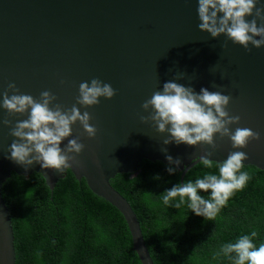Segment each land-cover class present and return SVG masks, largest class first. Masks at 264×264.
<instances>
[{"label":"water","instance_id":"1","mask_svg":"<svg viewBox=\"0 0 264 264\" xmlns=\"http://www.w3.org/2000/svg\"><path fill=\"white\" fill-rule=\"evenodd\" d=\"M197 7V0H0V93L9 83L36 99L50 91L55 104L70 109L81 82L97 78L116 92L111 100L100 98L90 108L76 105L81 113H90L97 134L88 139L79 123L72 126L61 148L79 137L84 150L76 157L79 163L62 173L42 170L39 164L25 171L12 162L8 149L13 137L9 127L0 126V264H15L2 185L12 173L25 178L36 173L52 193L67 171L119 212L140 264H153L135 213L110 180L118 174L133 175L146 160L175 167L183 184L185 174L200 164L195 158L209 150L206 145L165 146L167 133L141 124L140 116L147 115L141 105L167 81L191 86L197 93L207 88L230 95L227 111L240 116L232 130L250 128L261 139L233 149L228 138L215 136L217 148L210 159L219 163L230 152L243 151L248 156L244 166L264 170V46L249 45L246 52L228 41L223 47L225 36L212 39L198 30ZM6 115L0 108V118ZM10 119L14 125L27 114ZM165 147L166 153L161 151ZM166 155L179 159L180 165H169Z\"/></svg>","mask_w":264,"mask_h":264},{"label":"trees","instance_id":"2","mask_svg":"<svg viewBox=\"0 0 264 264\" xmlns=\"http://www.w3.org/2000/svg\"><path fill=\"white\" fill-rule=\"evenodd\" d=\"M166 168L142 160L133 175L118 174L110 180L135 213L153 264H234L221 253L223 245L253 230V243H264V170L244 166L241 171L250 177L246 185L207 220L192 213L187 202L179 209L163 203L160 195L179 184L180 177ZM206 173L218 175V165L197 164L183 183H194ZM1 197L11 220L15 264H140L119 212L70 171L52 193L39 174L25 178L12 173Z\"/></svg>","mask_w":264,"mask_h":264},{"label":"clouds","instance_id":"3","mask_svg":"<svg viewBox=\"0 0 264 264\" xmlns=\"http://www.w3.org/2000/svg\"><path fill=\"white\" fill-rule=\"evenodd\" d=\"M197 4L198 30L212 39L225 36L223 47H227L228 41L246 52L251 50L249 45L255 49L264 46V4H259V0H197ZM115 94L110 84L93 78L90 82L80 83L76 104L65 109L54 103L56 97L50 91L41 92L36 99L19 93L15 84L9 83L8 89L0 93V108L7 114L0 118V126L9 127V135L13 137L8 158L25 171L33 164H39L42 170L62 173L78 164L76 157L84 150L79 137L68 139L63 148L62 142L71 136L72 126L77 123L88 139L96 137L97 128L90 124V113H81L76 105L90 108L98 105L100 98L111 100ZM230 101L231 96L221 91L201 88L197 93L191 86L170 80L141 105L142 111L147 113L140 116L141 124L152 125L158 134L167 133V138L162 140L163 145H206L209 150L195 159L206 168L218 165V175L206 173L194 183L177 184L162 193L160 196L165 205L179 209L187 202L196 216L213 220L230 197L248 182V173L241 171L244 167L242 162L248 159L245 152H230L227 159L219 163L210 159L217 148L215 136L220 140L228 138L233 149L246 148L250 142L261 139L260 133L250 128L236 127L232 130V125L239 124L240 116L229 114L227 107ZM25 114L27 119L12 125L11 117ZM161 151L166 153L167 148ZM165 159L169 165L179 166L181 163L170 155ZM166 171L171 175L176 168L169 166ZM199 192H210V196L204 198ZM173 201L177 202L172 205ZM255 237V230L250 235H242L236 242L223 245L221 253L233 259L234 264H264V243L257 247L253 243Z\"/></svg>","mask_w":264,"mask_h":264}]
</instances>
